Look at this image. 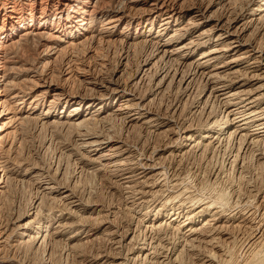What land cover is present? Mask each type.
Wrapping results in <instances>:
<instances>
[{
	"label": "bare ground",
	"instance_id": "bare-ground-1",
	"mask_svg": "<svg viewBox=\"0 0 264 264\" xmlns=\"http://www.w3.org/2000/svg\"><path fill=\"white\" fill-rule=\"evenodd\" d=\"M31 130L71 134L84 158L75 163L79 172L64 181L59 164L37 165L40 155L25 152ZM133 132L144 139L143 152L128 141ZM149 138L159 142L145 148ZM221 152L226 166L217 167L216 180L230 170L247 182L244 174L264 168V0H0V264H67L94 246L98 228L118 229L120 214L109 209L100 217L102 204L78 190L76 176L86 167L122 187L123 200L132 203L125 216H133L137 201V224L150 233L172 230L185 241L173 264L194 244L220 252L207 249L211 264H235L234 251L222 254L221 239L233 245L230 234L245 226L248 256L240 264H264V186L255 191L248 177L252 197L231 186L206 197L191 191L189 174L175 172L189 156L212 161ZM22 193L30 195L25 204ZM148 248L138 245L137 263L163 261L158 246Z\"/></svg>",
	"mask_w": 264,
	"mask_h": 264
},
{
	"label": "rangeland",
	"instance_id": "rangeland-1",
	"mask_svg": "<svg viewBox=\"0 0 264 264\" xmlns=\"http://www.w3.org/2000/svg\"><path fill=\"white\" fill-rule=\"evenodd\" d=\"M134 64H135V62H133ZM133 64V65H134ZM134 67V66H133ZM171 99H174L173 97H170V100ZM193 99H191V100H189L190 102V104H192L193 103V101H192ZM172 101V100H171ZM192 101V102H191ZM194 121H195V123L198 121V118L196 119H194ZM115 127H113V129L111 128V130H113L114 132L116 131L117 133L116 134H118L117 135V137H120L119 136V129H117L118 127H116L115 129H114ZM106 131L109 129V128H104ZM104 129H100L101 130V132L102 133H105V130ZM118 130V131H117ZM109 131V130H108ZM109 132V135L111 134H114V132ZM32 134V135H31ZM142 134V133H141ZM50 135V136H49ZM49 135H47V136H45V135H37V134H35V133H32V130L30 131V133L29 134H27V135H25V138H26V141H27V143H26V141H25V152H27L28 151V153H27V155H34L36 152H37V154L38 155H40L39 156V159H36L38 162H36L37 163V165H39L40 164V166H41V164H42V167L43 166H45L44 167V169L46 168V166H50L49 164H54V166H56V164H59L60 165V172L61 171H63V172H65V179H64V181H66L71 175H73V174H75V172L77 171V173L79 172V170L77 169L78 168V166H79V162H77L76 163V161H81V159H84L81 155L82 154H79V152L81 153V151H78V152H75L76 151V149L73 147L74 145V142H73V136L71 135V134H69V137H68V134H64V133H59V134H56V135H53L52 136V134H49ZM132 135V136H131ZM43 136V137H42ZM52 136V137H51ZM57 136V137H56ZM61 136V137H60ZM116 136V135H115ZM123 136H125V135H123ZM122 135H121V137H123ZM136 136V137H135ZM143 136V135H142ZM51 137V138H50ZM130 137H131V140H130ZM135 137V138H134ZM144 137V136H143ZM41 138V139H40ZM140 139V137H138V135L136 134V133H131L130 134V136H129V142L130 143H132V145H135L136 144V148L138 149V150H140V148L142 149H144V145L142 146L141 144H143L142 143V141H144V139H140V140H138V139ZM30 139V140H29ZM135 139V140H134ZM139 141H137V140ZM155 141H153V139L151 138H149L148 140H147V142L150 144H148L147 142H146V146H145V148L147 147V148H149V147H151L152 145H156L155 143H158L159 141L158 140H156V139H154ZM35 141V142H34ZM46 141H48V143L46 142ZM52 143V144H50V142ZM53 141V142H52ZM62 141H63V143H62ZM135 141H136V143H135ZM158 141V142H157ZM30 142V143H29ZM42 142H43V144H42ZM46 142V143H45ZM138 142V143H137ZM151 142H153V144L151 143ZM33 144V145H32ZM35 144V145H34ZM40 144V145H39ZM45 144H46V146H45ZM49 144V145H48ZM62 145V146H61ZM149 145V146H148ZM26 146H28V147H26ZM32 146V147H31ZM138 146V147H137ZM30 147V148H29ZM40 149H39V148ZM43 149H42V148ZM44 147L46 148V147H49V150H45L44 151ZM57 147H59V148H57ZM36 148V149H35ZM73 148V149H72ZM30 149V150H29ZM75 149V150H74ZM37 150V151H36ZM141 151V150H140ZM139 151V152H140ZM30 152V153H29ZM34 152V153H33ZM39 152V153H38ZM67 152H72L71 154H74V157L72 156L71 158L69 157V158H67L68 157V155H70V153H67ZM74 152V153H73ZM141 152H143V150L141 151ZM42 153V154H41ZM76 153V154H75ZM84 153V152H83ZM225 152H221V154H217V155H219V156H217V155H215L212 159V161H211V159L210 160H207V157L206 156H201V157H194V156H189V157H191V158H187V160L185 161H183V163H182V166H180V169H181V171L179 170V168L175 171L176 172V174H180V172H181V176H183V174H185L184 176H186V174L188 175L189 174V180L188 181H186V184L188 183V185L189 186H191L190 188L192 189L191 191H193V192H195L197 195H200L199 193H201V191H202V193L201 194H205L204 192L206 191V194L205 195H207L206 197H209V196H212L213 194H214V192L216 191H218V192H220V190L222 191V192H224V193H226L227 191H228V189H230V187L229 186H231V187H233V188H237V191H238V188H239V191H238V193H240V195H242V194H244L245 196L246 195H250V197H252V195L253 194H250V191H249V188H248V185H250L251 184V187H254V190L255 191H257V190H259V191H262L263 190V186H264V171H263V169L264 168H262V171L260 170V169H258L257 170V177L254 175V173H251V174H244V176H245V179L247 178V182H245V180L244 181H239V180H237V177L235 176V174H233V171H230V170H227V171H223L222 172V170L220 171V173H219V178L216 180L215 179V175H216V173L220 170L219 168H222L224 165L226 166V158H227V153H225ZM61 154H63V155H61ZM79 154V155H78ZM220 155H221V157H220ZM60 156V157H59ZM82 158H81V157ZM43 157V158H42ZM64 157V158H63ZM193 157L195 158V159H193ZM216 157V158H215ZM57 158V159H56ZM63 158V159H62ZM200 158V159H199ZM206 158V159H205ZM47 159V160H46ZM68 159V160H67ZM73 159V160H72ZM197 159V160H196ZM205 159V160H204ZM216 159V160H215ZM41 160H43V161H41ZM60 162H59V161ZM70 160V161H69ZM201 160H203V161H201ZM54 161V162H53ZM62 161V162H61ZM192 161H195V162H192ZM201 161V162H200ZM208 161H210V162H208ZM216 161V162H215ZM224 161V162H223ZM188 162V163H187ZM192 162V163H191ZM207 162V163H206ZM221 162V163H220ZM39 163V164H38ZM73 163H74V165H73ZM78 165H76V164ZM202 163V164H201ZM209 163V164H208ZM51 164V165H52ZM70 164V165H69ZM184 164V165H183ZM189 164H190V166H189ZM251 164V162L249 161V163L247 164V165H250ZM67 165V166H66ZM186 165V166H185ZM194 165V167H192ZM220 165H221V167H220ZM75 166V167H74ZM200 166V167H199ZM190 167V168H189ZM197 167V168H196ZM205 167V168H204ZM217 167H219V168H217ZM250 167V166H249ZM76 168V169H75ZM173 168H176L175 166L173 167ZM184 168H185V170H184ZM189 170H192L191 172L190 171H187L188 169ZM47 169V168H46ZM63 169H66V171H64ZM89 168L88 167H86V170H88ZM132 170L134 169L133 167L131 168ZM193 169H195V170H193ZM199 169V170H198ZM218 169V170H217ZM86 170H84V171H82V173L81 174H78V176H76V179L78 180L79 179V176H81L80 177V179L81 180H79V181H77V183H78V190H82V196L84 197V195L86 196V197H84V198H88L89 196L91 197L90 199H91V202L92 203H95V204H97V203H99V205L100 204H102V205H100L102 208V215L100 216V217H106V214L108 213L109 214V209H114V212L116 213V215L117 214H120V215H117V222H118V224H116V226L115 227H118V229H114V227L113 228H107L105 231H107L108 233H112V232H115L114 234H117V235H114V237L111 235L110 236V234H107V233H102L101 234V230H102V228L100 229V228H98L97 229V233L98 234H96L93 238L95 239V240H98V241H96V242H94V246L92 245V247H90V246H88L87 248L85 247V248H82V250H80L78 253H83L81 256H82V258H72V259H69L68 261H69V263H68V261H67V264H70L71 263V261L72 262H75L76 260L78 261H80L81 259H83V260H85V262L83 263V262H75L74 264H92L93 262L92 261H96L97 260V264L99 263V264H115V262L116 261H120V260H126V259H133V261H135L134 263L135 264H139V263H137L138 261L136 260V258L134 259V257H133V255H134V253H135V250H136V248L138 247V245H140V244H142V241H143V244H146V246H149V248L148 249H152V248H154V246L156 245V246H158L159 248H158V250H159V256L161 257V259L160 260H163V261H160V263H158V264H164V263H168V264H173L172 263V261L170 260V258H171V256H172V253H174V251H175V249H176V247L178 248V249H176V251L177 250H180V248H183V246H184V242L185 241H183V239L180 237L179 238V236L177 237L174 233H173V231L172 230H169V229H163L161 232H158V233H153V232H149V231H146L141 225H139V224H137V220H139L138 219V214H136V212L137 213H139V211H140V209H141V207H138V204H139V202H137V201H135V204L133 205L134 207H133V210H134V213H133V216H131V218L130 217H127V216H125L123 213H125L123 210H124V207L126 208V207H128V206H130V204H132L131 203V201L129 202V201H126V199L124 198V200H123V197H124V195H123V191H122V187H120L119 188V186H116L115 185V179L114 178H112V177H110V174L109 173H107L106 174V176L104 175V173H102V174H93V172H91V170L90 171H86ZM173 170H175V169H173ZM173 170H171V171H173ZM134 171H135V169H134ZM178 171V172H177ZM193 171L195 172V173H193ZM199 171V172H198ZM214 171V172H213ZM62 172V173H63ZM87 172V173H86ZM209 172V173H208ZM213 172V173H212ZM259 172H261V173H259ZM76 173V174H77ZM84 173V174H83ZM91 173H92V175H91ZM199 173V174H198ZM212 173V174H211ZM223 173V174H222ZM67 174H69L68 176H67ZM109 174V175H108ZM194 175V177L192 176V175ZM201 174H208V175H206V176H202ZM210 174V175H209ZM228 174H229V176H228ZM261 174V175H260ZM64 175V174H63ZM91 175V176H90ZM99 175V176H98ZM201 175V176H200ZM214 175V176H213ZM224 175V176H223ZM232 175V176H231ZM234 175V176H233ZM253 175V176H252ZM201 178H200V177ZM209 176V177H208ZM213 176V177H212ZM260 176V177H259ZM205 177V178H204ZM212 177V178H211ZM222 177V178H221ZM232 179H231V178ZM251 177L252 179H253V181H251L249 178ZM256 177V178H255ZM95 178V179H94ZM108 178V179H107ZM192 178V179H191ZM202 178H204L205 179V181H203L202 182V180H204V179H202ZM214 178V179H213ZM226 178V179H225ZM232 180H230V179ZM235 178H236V180H235ZM102 179V180H101ZM111 179V180H110ZM194 179V180H193ZM201 179V180H200ZM207 179H209L208 181H207ZM221 179V180H220ZM212 180H216V181H219V184H218V182H212ZM223 180H224V182L226 183V185L224 184V182H223ZM233 180L235 181V182H233ZM114 181V182H113ZM210 181V182H209ZM222 181V182H221ZM227 181V182H226ZM248 181L250 182V184H248ZM80 182V183H79ZM113 182V183H112ZM189 182H191V183H189ZM205 182V183H204ZM209 182V183H208ZM221 182V183H220ZM240 184H238V183ZM196 183V184H195ZM212 183V184H211ZM216 183V184H215ZM235 184V185H233L232 186V184ZM243 185H242V184ZM108 184V185H107ZM111 184V185H110ZM211 186H210V185ZM214 184H215V186H214ZM217 184H218V186H217ZM248 184V185H247ZM252 184H254V186L252 185ZM262 184V185H261ZM113 185H115V186H113ZM207 185H209V186H207ZM220 185V186H219ZM83 186V187H82ZM85 186V187H84ZM112 186V187H111ZM196 186V187H195ZM201 186V187H200ZM79 187H81V188H79ZM115 187H117V188H115ZM211 189H210V188ZM213 187V188H212ZM227 187H229V188H227ZM256 187V188H255ZM258 187V188H257ZM108 188H110L109 190H108ZM113 188H114V190H113ZM194 188H195V190H194ZM203 188V189H202ZM215 188V189H214ZM227 188V189H226ZM235 188V189H236ZM244 188V189H243ZM85 189V190H84ZM117 189V190H116ZM119 189H121V191H119L118 192V190ZM196 189H198V190H196ZM207 189H208V191H207ZM240 189H242V190H240ZM248 189V190H247ZM88 191V193H87V191ZM93 190H94V192H93ZM112 190V191H111ZM213 191V192H212ZM245 191V192H244ZM83 192H85V194L83 193ZM211 192H212V195H211ZM241 192H242V194H241ZM249 192V193H248ZM89 193H91V194H89ZM123 195V197L121 196V194ZM208 193H210L209 195H208ZM24 193H22V202H24V200H25V202H26V200H27V198H28V196H30L29 195V193H25L24 195H23ZM89 194V195H88ZM261 196H263V195H261ZM26 198V199H25ZM96 200H95V199ZM120 198H122L121 199V203H120ZM98 199V200H97ZM97 201H99V202H97ZM119 201V202H118ZM25 202L23 203V204H25ZM128 202V203H127ZM126 203V204H125ZM137 203V204H136ZM156 203V202H155ZM122 206V208H120L121 206ZM139 206H141V205H139ZM138 208V209H137ZM116 209V210H115ZM118 209H120V210H118ZM123 209V210H122ZM137 210V211H136ZM119 211V212H118ZM142 212L143 211H141V213L140 214H142ZM105 213V214H104ZM139 214V215H140ZM123 215V216H122ZM141 216V215H140ZM125 217V218H124ZM122 218V219H121ZM133 218V219H132ZM121 219V220H120ZM127 219V220H126ZM132 219V220H131ZM126 220V221H125ZM130 222V223H129ZM136 222V223H135ZM135 224V225H134ZM118 225V226H117ZM127 225H128V227H127ZM131 225V226H130ZM137 225V226H136ZM123 226V227H122ZM136 226V227H135ZM141 226V227H140ZM102 227V226H101ZM106 227H108L107 225H104L103 226V228H106ZM120 228V229H119ZM136 228V229H135ZM128 229V230H127ZM248 228H246V226L243 228V229H241V231H238V232H233V233H235V234H230V233H232V232H228V234H230L231 235V237H233V238H235L236 237V241L234 242V244L233 245H230V243L228 244V242H227V244H228V246H227V244H226V241H225V244H224V241H223V239H221V242L223 243L222 245H226L225 247H223V248H221L222 249V251H223V249L225 248L226 249V251H225V249H224V251L222 252V254H227V252H230V253H228L227 255H229V254H231L233 251V255H234V259H236V263L235 264H240V259H242V257L244 256L245 257V255L247 254V256H248V253H245V251H242V249L244 248V244H243V242L245 241L244 239H246L247 237H248V235H249V233H247L248 231H249V229L247 230ZM114 230V231H113ZM122 230H124V231H122ZM134 230V231H133ZM246 230V231H245ZM96 231V230H95ZM111 231V232H110ZM118 231V232H117ZM141 231V232H140ZM145 231V232H144ZM170 231V232H169ZM246 233H245V232ZM117 232V233H116ZM121 234H120V233ZM134 232V233H133ZM167 232H168V234H167ZM173 234H172V233ZM250 232V231H249ZM125 233H128V234H131V235H134V237H135V242L134 243H132V244H130L129 243V241H128V243H126L127 241L125 240V238H120V236L122 237L123 235L122 234H125ZM149 234V236H148V234ZM169 233H171V234H169ZM237 233V234H236ZM107 234V235H106ZM113 234V233H112ZM136 234V235H135ZM143 234H145V235H143ZM243 236H242V235ZM245 234H247V236H245ZM120 235V236H119ZM138 235H140V236H138ZM168 235H170V236H168ZM174 235V236H173ZM101 237V236H103V237H101V238H99V237ZM108 236V238H105V237H107ZM144 236V237H143ZM147 236V237H146ZM242 236V238H240V237ZM96 237H98V239L96 238ZM110 237L112 238V239H110ZM152 237V238H151ZM157 237V238H156ZM244 237H246V238H244ZM103 238H105V241H104V239ZM118 238V239H117ZM138 238V239H137ZM139 238L141 239V241L139 240ZM149 238V239H148ZM179 238V239H178ZM99 239H101V240H99ZM121 239V240H120ZM143 239V240H142ZM147 239V240H146ZM182 239V240H181ZM239 239V240H238ZM241 239V240H240ZM115 240H116V242H119L117 245H116V242H115ZM118 240V241H117ZM121 242H120V241ZM155 240V241H154ZM159 240V241H158ZM176 240H177V242H176ZM178 240H180V241H178ZM233 240V239H232ZM243 240V242L241 243V241ZM104 241V242H103ZM114 241V242H113ZM140 241V242H139ZM113 242V243H112ZM150 242H152V243H150ZM179 242V243H178ZM181 242V243H180ZM240 242V243H239ZM136 243V244H135ZM159 243V244H158ZM173 243V244H172ZM151 244V245H150ZM161 244V245H160ZM235 244H237V245H235ZM242 246H241V245ZM111 245V246H110ZM116 245V246H115ZM118 245H120V246H122V247H118L119 249H121V250H119L118 248H117V246ZM127 245H130V246H127ZM133 245V246H132ZM163 245V246H162ZM173 245L175 246V248L173 247ZM200 245V246H199ZM234 245H235V247L237 248V249H235L234 248ZM128 248H127V247ZM125 249H124V248ZM160 247H162L161 249H160ZM194 252H192V251H190V249H188V247H186V245H185V247H184V250H185V252H184V250H183V256L181 255H179V259H178V262L179 263H183V262H185L184 264H201L202 262V264H211V262H208V261H206V259H204V255L206 254L207 255V253H208V250H209V253H211V251H212V254H215L216 252H217V256L218 255H220V252H218L215 248H213V247H209V246H206V245H201V244H194ZM197 247V248H196ZM234 249H233V248ZM238 247H240L241 248V250L240 251H238V249H240V248H238ZM243 247V248H242ZM130 248V249H129ZM131 248H133V249H131ZM200 250H204V251H200ZM205 248V249H204ZM208 248H210V249H208ZM228 248H229V251H228ZM230 248H231V250L232 251H230ZM84 249V250H83ZM118 249V250H117ZM126 249H127V251H129V252H127L126 251ZM167 249V250H166ZM187 249H188V251H187ZM208 249V250H207ZM212 249V250H211ZM166 250V251H165ZM88 251V252H87ZM122 251V252H121ZM169 251V252H168ZM198 251H199V253H198ZM236 251H238V252H236ZM85 252V253H84ZM87 252V253H86ZM109 252V253H108ZM162 252V253H161ZM186 252H187V254H186ZM237 253V254H234V253ZM117 253V254H116ZM127 253V254H126ZM130 253V254H129ZM165 253V254H164ZM168 253V254H167ZM190 253V254H189ZM194 253V254H193ZM198 253V254H197ZM243 253H244V255H243ZM97 254V255H96ZM98 254H100V256L102 255V257L103 256H106L107 255V258H106V260L105 259H101L100 261H98L99 260V255ZM125 254V255H124ZM167 254V255H166ZM196 254V255H195ZM203 254V255H202ZM79 255V254H78ZM128 257H127V256ZM165 255V256H164ZM187 255V256H186ZM196 256V258H195V256ZM241 257H240V256ZM93 256V257H92ZM97 256H98V258H97ZM119 256V257H118ZM125 256V257H124ZM200 256V257H199ZM203 256V257H202ZM238 258H237V257ZM246 256V257H247ZM85 259H84V258ZM89 257H92L93 259L91 260V258H89ZM127 257V258H126ZM183 259H182V258ZM95 258V259H94ZM97 258V259H96ZM125 258V259H124ZM167 258V259H166ZM169 258V259H168ZM173 258V257H172ZM198 258H200V259H198ZM74 259H75V261H74ZM88 259V260H87ZM180 259H182V261H180ZM190 259V260H189ZM238 259H239V261H238ZM217 260H219V262H222L224 259H222V258H220V257H218V259ZM87 261V262H86ZM107 261V262H106ZM133 261L131 262V263H133ZM202 261V262H201ZM205 261V262H204ZM59 262H62V264H63V262L64 263H66L65 261H63V259L62 260H59ZM130 263V262H129ZM73 264V263H72ZM141 264V263H140ZM142 264H145V263H142ZM146 264H148V262L146 263ZM212 264H214V262L212 263Z\"/></svg>",
	"mask_w": 264,
	"mask_h": 264
}]
</instances>
